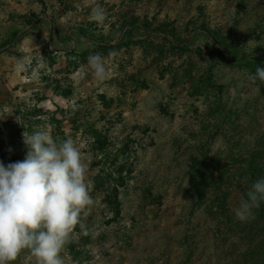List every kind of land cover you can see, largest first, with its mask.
Masks as SVG:
<instances>
[{
  "label": "rangeland",
  "instance_id": "374dc122",
  "mask_svg": "<svg viewBox=\"0 0 264 264\" xmlns=\"http://www.w3.org/2000/svg\"><path fill=\"white\" fill-rule=\"evenodd\" d=\"M95 53L110 67L103 82L78 75ZM256 67L264 0H0V162L25 158L23 134L50 130L77 142L88 169L94 204L65 264H219L223 216L197 205L188 179L264 148ZM13 264L37 261L23 250Z\"/></svg>",
  "mask_w": 264,
  "mask_h": 264
},
{
  "label": "clouds",
  "instance_id": "9594fccd",
  "mask_svg": "<svg viewBox=\"0 0 264 264\" xmlns=\"http://www.w3.org/2000/svg\"><path fill=\"white\" fill-rule=\"evenodd\" d=\"M92 18L103 24L106 13L97 5ZM114 53H109L113 56ZM100 82L110 67L100 53L89 55L87 69ZM114 70V69H111ZM264 84V68L249 75ZM27 153L22 161L0 162V264H13L23 250H29L37 264H65L61 253L81 213L94 204L87 178V165L80 146L72 138L60 142L50 130L23 134ZM264 202V178L256 180L234 212L246 222L255 219V209Z\"/></svg>",
  "mask_w": 264,
  "mask_h": 264
},
{
  "label": "trees",
  "instance_id": "16d2710c",
  "mask_svg": "<svg viewBox=\"0 0 264 264\" xmlns=\"http://www.w3.org/2000/svg\"><path fill=\"white\" fill-rule=\"evenodd\" d=\"M253 150L254 153L249 156L250 164L241 160L230 166V163L221 164L219 161H211L208 163L212 167L203 165L195 169L197 173L190 172L188 179L191 184L190 192L198 200L197 205L212 206L219 209L221 213L218 214L223 216V229H216L213 235L219 240L216 243L220 247L219 264H264V202L254 210L255 219L246 222L239 221L235 217L232 203H227V198L233 192H242L243 198H246L251 185L256 180L264 178V148ZM205 171L217 173L219 179L205 183V179L197 176ZM232 172L241 173V179L223 184L222 177ZM205 196L214 198L205 203L203 200Z\"/></svg>",
  "mask_w": 264,
  "mask_h": 264
}]
</instances>
